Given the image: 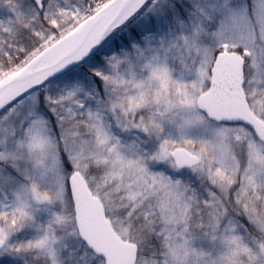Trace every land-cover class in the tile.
I'll use <instances>...</instances> for the list:
<instances>
[{"label": "snow or ice", "instance_id": "snow-or-ice-1", "mask_svg": "<svg viewBox=\"0 0 264 264\" xmlns=\"http://www.w3.org/2000/svg\"><path fill=\"white\" fill-rule=\"evenodd\" d=\"M0 264H264V0H0Z\"/></svg>", "mask_w": 264, "mask_h": 264}]
</instances>
